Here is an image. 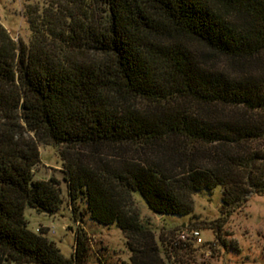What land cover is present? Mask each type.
<instances>
[{"label": "trees", "instance_id": "trees-1", "mask_svg": "<svg viewBox=\"0 0 264 264\" xmlns=\"http://www.w3.org/2000/svg\"><path fill=\"white\" fill-rule=\"evenodd\" d=\"M24 17L28 44L0 21V264H86L82 229L67 259L24 216L60 212L63 186L77 224L118 225L131 264L193 246L165 257L136 194L186 216L221 187L214 229L264 196V0H35ZM41 146L60 177L36 179Z\"/></svg>", "mask_w": 264, "mask_h": 264}, {"label": "rangeland", "instance_id": "rangeland-1", "mask_svg": "<svg viewBox=\"0 0 264 264\" xmlns=\"http://www.w3.org/2000/svg\"><path fill=\"white\" fill-rule=\"evenodd\" d=\"M35 0H0V21L17 40L28 44L31 31L24 17L28 2ZM41 164L36 169L38 180H47L52 176L60 177L62 160L54 146L39 148ZM65 204L55 215L38 212L27 207L24 216L30 231L43 235L54 242L61 254L71 259L76 245L78 229H82L89 242V255L86 264H131V253L127 240L117 224L102 226L85 215L77 224L70 209L67 189L63 186ZM223 190L215 188L212 192L203 191L194 196L192 213L186 216L166 215L157 217L146 205L139 194L135 195L141 218L149 223L156 237H167V244L162 247L166 257L173 251L174 240L193 230L200 232L202 245L191 246L187 255L173 259L174 264H264V196H252L240 210L231 214L220 229L216 223L223 219ZM84 206L80 205L83 213ZM213 224L214 228H210Z\"/></svg>", "mask_w": 264, "mask_h": 264}, {"label": "built area", "instance_id": "built-area-1", "mask_svg": "<svg viewBox=\"0 0 264 264\" xmlns=\"http://www.w3.org/2000/svg\"><path fill=\"white\" fill-rule=\"evenodd\" d=\"M37 233H41L40 229L37 230ZM178 240L183 241V242H193V244L195 245H202L203 244V240L201 239V235L200 232L197 230H193L191 231L189 234H181L178 237Z\"/></svg>", "mask_w": 264, "mask_h": 264}, {"label": "water", "instance_id": "water-1", "mask_svg": "<svg viewBox=\"0 0 264 264\" xmlns=\"http://www.w3.org/2000/svg\"><path fill=\"white\" fill-rule=\"evenodd\" d=\"M156 216L159 217V218H161L162 217V214L157 213Z\"/></svg>", "mask_w": 264, "mask_h": 264}]
</instances>
